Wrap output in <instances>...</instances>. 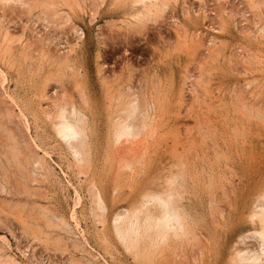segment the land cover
Masks as SVG:
<instances>
[{
    "label": "rangeland",
    "instance_id": "obj_1",
    "mask_svg": "<svg viewBox=\"0 0 264 264\" xmlns=\"http://www.w3.org/2000/svg\"><path fill=\"white\" fill-rule=\"evenodd\" d=\"M23 1L0 0V264H264V0ZM169 187L185 232L124 241Z\"/></svg>",
    "mask_w": 264,
    "mask_h": 264
},
{
    "label": "bare ground",
    "instance_id": "obj_2",
    "mask_svg": "<svg viewBox=\"0 0 264 264\" xmlns=\"http://www.w3.org/2000/svg\"><path fill=\"white\" fill-rule=\"evenodd\" d=\"M5 1H15V2H19V4L21 5H28L27 2L23 1V0H5ZM46 1L44 3V10L43 12H45V14H47L48 12L50 14L53 15V17H58L59 16V13L56 12V7H53L55 2H57V0H43V2ZM138 2L139 1H143V0H137ZM42 2V3H43ZM133 2V1H132ZM150 3V2H149ZM156 3V2H155ZM158 3V2H157ZM30 5V4H29ZM157 5V4H156ZM41 6V4H40ZM25 7V6H24ZM155 7V6H154ZM153 7V8H154ZM27 8H30L27 6ZM34 8V7H33ZM42 8V7H41ZM144 8V7H143ZM32 9V7L30 8ZM156 9V8H155ZM147 13L146 14H143V15H137V20L136 21H139V23L141 21H143L144 18H148L147 16H151L152 15V9L151 7H149L147 9ZM157 11V10H156ZM155 11V12H156ZM153 12V13H155ZM160 13V12H159ZM44 14V13H43ZM49 15V14H47ZM46 15V16H47ZM44 16V15H43ZM44 16V17H46ZM50 16V15H49ZM149 16V17H150ZM154 16V15H152ZM158 16V14H157ZM38 17V16H37ZM52 17V16H51ZM61 17V15H60ZM155 18V16H154ZM43 19H46V18H43ZM42 19V20H43ZM59 19V18H58ZM47 20H49L47 18ZM45 20V21H47ZM63 21V19H62ZM53 22V21H52ZM130 23V21H129ZM62 24V23H61ZM145 24V23H144ZM136 27V26H135ZM140 29V28H139ZM8 34V33H7ZM56 53V52H55ZM58 55V53H57ZM56 55V56H57ZM59 56V59H62L60 58L61 56ZM63 56V55H62ZM53 60V59H51ZM63 60V59H62ZM57 63V62H56ZM2 73V72H1ZM143 89V88H142ZM133 94V93H132ZM131 94V95H132ZM132 97V96H131ZM130 99H134V98H131ZM135 100V99H134ZM137 101V100H136ZM135 101V103H137ZM64 103V102H63ZM66 103V102H65ZM132 103H134L132 101ZM134 103V106L132 104V110H134L137 106H135L136 104ZM140 103V102H139ZM65 105V104H64ZM63 105V106H64ZM130 105V104H129ZM69 106V105H68ZM67 106V107H68ZM124 108V107H123ZM69 109V108H67ZM73 109H75L73 107ZM128 109V108H127ZM71 110V109H69ZM67 110V111H69ZM137 111V110H136ZM76 112V111H75ZM58 113V112H57ZM78 113V112H77ZM126 113H129V110L128 112ZM69 114V113H68ZM73 114V115H71ZM71 116H74V111L71 112ZM58 115V114H57ZM57 115L55 116V118L57 117ZM78 115V114H77ZM120 116L122 115V112H120L119 114ZM70 116V117H71ZM128 116V115H127ZM133 116V115H132ZM75 117V116H74ZM80 117V116H79ZM119 117V116H118ZM122 117V116H121ZM124 117V116H123ZM52 119V118H51ZM123 120L120 121V123L116 124L115 128L117 127L114 133V140L115 142H119L120 140H122V138L124 137H132L134 136L136 133L134 131L135 128H133L131 125H129V123L127 122V117L125 118H122ZM56 120V119H55ZM80 120V118H79ZM129 120V118H128ZM83 122V121H82ZM119 122V121H118ZM80 122H77L75 123L74 121H72V119H70L66 113H65V108L64 107H61L60 108V113L57 117V120H56V124L54 125L56 130H57V133H59L63 138H66L68 139V141L70 142L71 144V147L73 149V153L77 156H79L78 154H80V151L74 147L72 145V140L73 139H77L79 138L80 136H84L83 133L84 132V126L82 127V124L80 125L79 124ZM115 124V123H114ZM133 125V124H132ZM138 130V129H137ZM79 141V139H77ZM76 140V141H77ZM76 144V143H75ZM79 144V143H78ZM85 145V143H84ZM129 146V145H128ZM136 146V145H135ZM70 152V150H69ZM123 156V155H122ZM79 158V157H78ZM126 158V157H125ZM78 162V161H77ZM82 163V162H81ZM131 168V167H129ZM181 170V169H180ZM177 173V172H176ZM180 174V173H179ZM173 175V174H172ZM170 178V177H169ZM168 178V179H169ZM166 180V181H169V180ZM171 179V178H170ZM173 181H171L172 183ZM177 182V181H176ZM169 183V182H168ZM179 183V182H178ZM165 184V183H164ZM170 184V183H169ZM173 184V183H172ZM171 185V184H170ZM181 185V184H180ZM179 185V186H180ZM174 187V186H173ZM172 187V188H173ZM176 189V188H175ZM170 190V187L169 188H165L161 191H157L156 193L154 194H148L147 196L145 195L146 197V201L144 203H140V205L138 207H136L134 209V211L129 214L128 216L129 217H123V223H122V226L119 224V222H122L121 221V217L119 215H116L115 216V220H119L118 222V227L120 226V228L118 229L119 230V234L122 236L121 238L127 242L129 241V244H131V246H135L137 244V242L140 240L141 241V238L142 237H145V236H155V239L156 237H159L161 238V240H159V242L162 241V238L164 237H168L166 235H170V234H175V232L177 230H184L185 232V228H184V221H183V218L185 216H183V214H185V212H183L182 210L183 209H180L181 205L178 206L180 204V202L178 201L179 204H177V200L176 197L174 199V194L172 192L169 191ZM173 190V189H172ZM174 191V190H173ZM176 192V191H174ZM176 194V193H175ZM263 194V193H262ZM178 196V193L176 194ZM262 196V195H261ZM179 199V197H177ZM257 201V200H256ZM262 202V201H261ZM101 204V203H100ZM264 204V203H263ZM258 206V205H257ZM260 208V206H259ZM258 209V208H257ZM183 212V213H182ZM129 213V212H128ZM125 216V215H124ZM253 218H256V220L258 221V223L261 225V227L257 230H254L253 233H255L254 235H257L258 239L259 240V244H260V247L261 249L264 251V205L263 207L261 206L260 210L259 211H255L253 212L252 214ZM125 218V220H124ZM116 223V222H115ZM116 229V228H115ZM116 232V231H115ZM183 232V231H182ZM177 233H179L177 231ZM82 234V233H81ZM119 235V236H120ZM153 236V237H154ZM149 239H152L150 238ZM120 238V239H121ZM121 239V240H122ZM154 239V238H153ZM152 239V240H153ZM119 240V239H118ZM157 241V240H156ZM155 242V241H154ZM124 243V242H123ZM152 243V242H150ZM128 244V243H127ZM128 244V245H129ZM145 245V244H144ZM151 245V244H150ZM153 245V243H152ZM256 245V244H255ZM130 246V245H129ZM259 246V245H258ZM256 247V246H255ZM259 247V249H260ZM254 248V247H253ZM127 249V248H126ZM131 249V248H130ZM142 249V247H141ZM258 249V248H257ZM253 250V249H252ZM130 251V250H129ZM251 251V250H250ZM255 251V250H254ZM257 251V250H256ZM248 252V250L246 251ZM258 252V251H257ZM239 253V252H237ZM241 253H244V252H241ZM250 253V252H248ZM252 253V252H251ZM259 253V252H258ZM256 254V253H254ZM253 254V255H254ZM262 254V253H261ZM252 255V254H251ZM257 255V254H256ZM137 256V255H136ZM239 256V259L243 262H246L247 260H255L256 256L255 257H252V256H246L245 255H240L238 254L237 257ZM241 256H244L243 258H241ZM258 257V255H257ZM264 257V255H263ZM245 259H247L246 261H244ZM259 259V258H258ZM251 260V261H252ZM250 261V262H251ZM260 261V260H259ZM262 261V260H261ZM240 262V261H239ZM255 262V261H253ZM259 264V263H258Z\"/></svg>",
    "mask_w": 264,
    "mask_h": 264
}]
</instances>
